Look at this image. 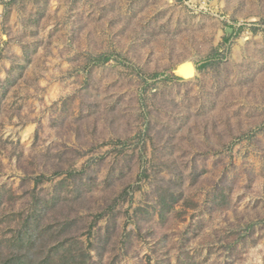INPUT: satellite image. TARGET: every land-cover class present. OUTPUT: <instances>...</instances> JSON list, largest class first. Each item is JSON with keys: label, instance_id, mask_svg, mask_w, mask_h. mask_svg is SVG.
<instances>
[{"label": "rangeland", "instance_id": "1", "mask_svg": "<svg viewBox=\"0 0 264 264\" xmlns=\"http://www.w3.org/2000/svg\"><path fill=\"white\" fill-rule=\"evenodd\" d=\"M0 193V258L264 264V0H0Z\"/></svg>", "mask_w": 264, "mask_h": 264}, {"label": "trees", "instance_id": "2", "mask_svg": "<svg viewBox=\"0 0 264 264\" xmlns=\"http://www.w3.org/2000/svg\"><path fill=\"white\" fill-rule=\"evenodd\" d=\"M105 60H107V58ZM211 64L210 61L206 62L199 69L207 68ZM175 78L180 79V77L177 76H175ZM38 220L39 216L37 215L26 218L22 225L23 228L16 234L6 238V247L14 248L6 257L2 256L0 258V264H32V247H35L34 240L37 234L40 235L37 231L44 227ZM43 262L44 261H42V263Z\"/></svg>", "mask_w": 264, "mask_h": 264}, {"label": "water", "instance_id": "3", "mask_svg": "<svg viewBox=\"0 0 264 264\" xmlns=\"http://www.w3.org/2000/svg\"><path fill=\"white\" fill-rule=\"evenodd\" d=\"M189 63H192V62H189ZM193 66H194V70H195V74H196V68H195V65L193 64ZM180 68H181V65H180L179 67H177V69H176V71H175L176 76H179V77H182V78H184V79H187V78H185L183 75L180 74ZM195 74H194L191 78H193V77L195 76ZM191 78H188V79H191Z\"/></svg>", "mask_w": 264, "mask_h": 264}, {"label": "bare ground", "instance_id": "4", "mask_svg": "<svg viewBox=\"0 0 264 264\" xmlns=\"http://www.w3.org/2000/svg\"><path fill=\"white\" fill-rule=\"evenodd\" d=\"M187 66L189 67V68H188L189 71L186 70V74H190V73H192L191 71H192V69H194L193 64H192V63H187V64H186V67H187Z\"/></svg>", "mask_w": 264, "mask_h": 264}, {"label": "crops", "instance_id": "5", "mask_svg": "<svg viewBox=\"0 0 264 264\" xmlns=\"http://www.w3.org/2000/svg\"><path fill=\"white\" fill-rule=\"evenodd\" d=\"M5 36H2V39L4 38ZM3 46V45H2Z\"/></svg>", "mask_w": 264, "mask_h": 264}]
</instances>
